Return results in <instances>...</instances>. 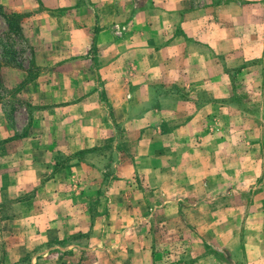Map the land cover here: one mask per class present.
Returning <instances> with one entry per match:
<instances>
[{
    "label": "rangeland",
    "instance_id": "rangeland-1",
    "mask_svg": "<svg viewBox=\"0 0 264 264\" xmlns=\"http://www.w3.org/2000/svg\"><path fill=\"white\" fill-rule=\"evenodd\" d=\"M109 1L119 59L112 76L99 69L90 96L103 102L96 116L106 136L78 152L52 141L55 194L36 205L40 212L0 204V247L26 244L22 255L0 250V264H264V0H234L226 8L225 0ZM78 5L99 9L97 0ZM44 12L38 25L35 15L0 4V118L12 131H31L32 115L47 105L43 97H23L20 88L57 69L35 63L29 28L43 25L47 38L77 16L76 9ZM157 27L172 53L160 65L142 56L136 36ZM220 29L238 40L217 50L205 35L215 40ZM129 95L140 103L125 105ZM140 131L149 138L141 146ZM176 131L192 132L190 141ZM74 157L89 164L78 183L86 197L76 201L74 182L59 176ZM143 157L153 172L161 166L160 178L149 182L137 171L129 183L113 184V163ZM6 159L0 153V162Z\"/></svg>",
    "mask_w": 264,
    "mask_h": 264
},
{
    "label": "crops",
    "instance_id": "crops-1",
    "mask_svg": "<svg viewBox=\"0 0 264 264\" xmlns=\"http://www.w3.org/2000/svg\"><path fill=\"white\" fill-rule=\"evenodd\" d=\"M235 3L234 0H225L221 8H226ZM0 4L7 12L35 15V18L39 19L38 25L39 23L44 24L43 16L46 9L60 11L76 9L77 11V16L73 17L74 19H66L63 22L65 24L61 27L58 26L55 29V35L52 34L50 37L46 38L47 33L42 29L43 25L40 27L31 26L28 30L37 47L34 53L35 63L45 69H50L53 66L57 68L52 70L50 75L46 74L48 77L45 78V74L39 75L20 88L23 97L32 96L37 98V101L38 98L43 97L44 104H47L37 110V115H32V122L29 127L31 131H12L2 117L0 118V153L7 157L6 160L0 162V204L13 202L10 205L11 208L28 205L38 210L36 205L40 204L42 200L51 198L57 189V182L60 181L56 179L57 176L52 174L56 170V164L51 159L52 141L57 139L61 143L65 142L60 148L62 151L78 152L99 144L106 136L105 131H103L105 129L99 128L100 123H98L96 116L97 111L103 108V102L96 101L90 96H93L95 88L99 86V69L103 72L107 71L112 76L117 65V59H119L115 52V47L120 43L115 32V14L113 4L110 1L106 3L105 0H97L99 9L89 5L80 7L78 0H0ZM38 11L44 13L38 15L36 13ZM85 12L87 14H81ZM139 28L143 27L140 26ZM218 34L215 40L211 35H205L210 43L214 41L217 44V50L222 48L221 44L226 47L228 42L234 39L238 40L237 35L225 36L224 29H220ZM136 36L138 40H143L139 44L140 51L142 56L148 59V62L154 61L160 65L166 56L172 54L169 50L168 37L164 36L162 28L157 27V30L151 34L145 33L142 36L137 34ZM210 48L213 49L212 46ZM208 49L205 51L207 52ZM105 52L107 53L106 58L101 57ZM76 58L78 65L72 63V59L75 60ZM73 72L77 75H74ZM129 80V86L133 88L134 85H131V79ZM110 81L112 79H108V83ZM141 86L145 87L141 84L135 88ZM36 88L41 92L37 93ZM127 102L131 104L139 102V100L133 99L132 95H129L125 99V105ZM145 132L140 131L138 134L140 146L149 142ZM176 132L179 134L186 132L187 137L185 138H187V142L190 141L189 136L192 132ZM13 153L27 155L29 160H12L11 157L15 156ZM144 158L143 161L141 159L138 161L122 160L119 163H113L112 166L117 169V176L113 178V184L129 183L137 171H140V174H143L149 182H152V177L162 176L161 166L160 169L156 166L155 172H153L152 164ZM87 170H89V164L78 157L72 158L64 168L59 170V176L74 182L71 195L75 201L78 198L84 199L86 197V195H82L85 192L78 183H80V179L85 177ZM179 178L182 180L177 183L183 184L185 177L179 175ZM178 191H182V189ZM155 192L161 193L162 191L156 189ZM28 193L31 194L25 196ZM118 194L121 193L117 192ZM168 197L174 199V195L168 194ZM163 201L166 202L164 199ZM163 205L162 208L166 210L168 205ZM128 210L129 215L135 217V214H132L130 209ZM38 212L40 211L38 210ZM44 216V222L50 225L48 217L45 214ZM11 222L13 223L12 227L15 226V220L13 219ZM43 231V233H48L46 227ZM25 245V242L17 241L12 244L1 245L0 250H3L5 254L4 248L12 247L8 250L9 253L20 251L18 253L22 255L25 251Z\"/></svg>",
    "mask_w": 264,
    "mask_h": 264
},
{
    "label": "trees",
    "instance_id": "trees-1",
    "mask_svg": "<svg viewBox=\"0 0 264 264\" xmlns=\"http://www.w3.org/2000/svg\"><path fill=\"white\" fill-rule=\"evenodd\" d=\"M6 17H7V18H9V17H10V15H8V14H7V15H6ZM8 24H9V25H11L10 21L8 22Z\"/></svg>",
    "mask_w": 264,
    "mask_h": 264
}]
</instances>
